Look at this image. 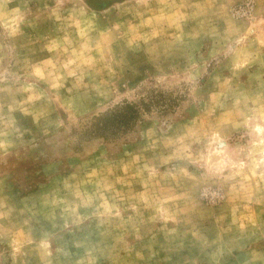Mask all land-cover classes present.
Here are the masks:
<instances>
[{
  "label": "rangeland",
  "instance_id": "374dc122",
  "mask_svg": "<svg viewBox=\"0 0 264 264\" xmlns=\"http://www.w3.org/2000/svg\"><path fill=\"white\" fill-rule=\"evenodd\" d=\"M0 264H264V0H0Z\"/></svg>",
  "mask_w": 264,
  "mask_h": 264
},
{
  "label": "trees",
  "instance_id": "16d2710c",
  "mask_svg": "<svg viewBox=\"0 0 264 264\" xmlns=\"http://www.w3.org/2000/svg\"><path fill=\"white\" fill-rule=\"evenodd\" d=\"M181 100L178 96L149 90L136 101L124 100L117 103L106 111L91 116L80 125V135L76 138L74 149L79 151L82 143L92 140L111 143L125 138L135 132L145 116L155 113L164 118L173 114Z\"/></svg>",
  "mask_w": 264,
  "mask_h": 264
}]
</instances>
